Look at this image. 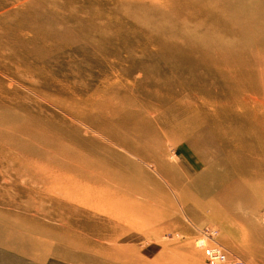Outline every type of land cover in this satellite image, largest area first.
<instances>
[{
    "label": "rangeland",
    "instance_id": "obj_1",
    "mask_svg": "<svg viewBox=\"0 0 264 264\" xmlns=\"http://www.w3.org/2000/svg\"><path fill=\"white\" fill-rule=\"evenodd\" d=\"M197 2L206 5L205 8L215 4L221 7L211 0H154L153 5L160 6L166 13L152 11L154 16L150 17L158 20L161 27L151 29L140 23L139 18L146 16L135 11L137 8L133 5L136 1L133 0H0V108L21 115H35L44 121L56 123L62 132L79 128L80 143L85 138L86 131L89 132L87 135L106 132L103 126L115 119L114 108L118 105L120 109L141 111L145 123L161 129L157 119L167 115L166 108L148 93L155 90L156 80L164 79L168 81L165 86H170L171 82L173 88H163L160 93L171 98V92L179 84L174 79L175 75L164 64L166 52L158 51V39L170 34L164 33L165 24H170L177 35L188 37L190 29L199 24L206 25L200 23L203 21L202 15L195 20L188 19L191 12L187 6H193L196 10ZM245 3L247 7L257 8V13L264 11L261 0H246ZM129 10L134 16L130 17L131 13H127ZM203 29L200 28L195 35H202ZM227 34L216 37L217 39L214 37L213 42L222 40L232 43L241 40V43L248 44L253 39L251 35H248L249 38H240ZM262 46L252 47L258 61L264 56ZM245 58L248 61L246 65L249 68L255 67L251 71H255L259 77L261 67L264 66L249 56ZM250 60L253 61L252 64L249 63ZM183 67L189 68V64ZM248 67H244L246 72H250ZM206 72L207 69L201 68L196 73V78L200 84L208 86L210 94L203 91L205 86L200 91L196 90L199 85L194 90L189 89L191 82L186 80L180 85L183 91L175 100H192L198 105L202 104V98L220 102L219 98L222 96H219L218 91L221 90L216 88L221 86L222 81L219 78L218 84L216 80L211 81ZM183 87L188 94H185ZM257 95L264 98L261 91ZM124 99L128 101L123 102ZM142 103H147L149 109L143 110ZM190 111L192 115L193 112ZM200 118L202 121L201 115ZM180 134L171 135L173 137L163 135L162 138L169 152L166 160L173 171L171 184L175 179L179 187L173 190L172 185L170 187L163 179H158L165 191L159 193V196L152 191L147 195V201H151L154 209L160 206H169L171 209L160 213L165 218L159 225H154L149 217H144L141 221L144 224L139 223L142 226L132 227L131 223L122 220L118 214L113 215L115 212L100 208L84 209L73 202H69V206L79 208L86 218L76 215L79 218L76 219V216L67 215L66 219H57L59 210L63 214L67 210L53 209L47 201L43 202L44 207L39 208L37 202L40 198L29 194L31 185L25 179L11 181L5 175H0V213L3 215V219L0 218V264H90L89 260H93L95 264H123L126 261L122 257L118 260H105L103 255H98L99 247H102L103 252L118 253L124 249L127 253L138 255L145 262L151 258L152 262L155 261L163 248L167 247L166 252L175 255L181 264H235V261L241 264H264V257L255 252L251 245L245 246L242 240L243 235L254 233L247 222L233 220L224 227L210 219L211 212L221 208L217 193L222 185H214L207 195H202L195 189H187L190 182L204 175L215 174L219 183L229 182L235 175L232 166L213 162L212 157H216L213 151L207 153L203 150L205 153H202L198 151L199 147H192L188 140L180 142ZM170 155L174 158L171 159ZM52 158L54 160L50 157L42 161L47 162V165H51L50 161L61 163L64 156L56 154ZM217 159L216 157L215 160ZM260 167L258 177L254 176V169L246 170L247 173L242 170L244 173H240L249 176L246 179L242 175L243 181L253 184V189L247 190L245 198L239 204L241 212H245L244 215L251 221L264 215V163ZM257 178L260 182H256ZM254 183L257 186L262 183V186L257 187ZM167 187L171 189L167 190ZM256 188L259 189L258 192ZM12 197L14 204L10 202ZM250 210L254 213L251 214ZM82 223L97 226L99 231L86 233ZM124 224L127 226H123ZM70 225L77 233H82L81 237L88 236L92 242L97 240L101 245L94 246V252L84 251L79 237L67 233L66 228ZM143 225L148 230L142 231ZM54 233L59 237H55ZM60 236L66 237L61 239ZM161 241H164L165 246ZM221 256H225V261L221 260ZM158 261L155 264H159Z\"/></svg>",
    "mask_w": 264,
    "mask_h": 264
},
{
    "label": "bare ground",
    "instance_id": "obj_2",
    "mask_svg": "<svg viewBox=\"0 0 264 264\" xmlns=\"http://www.w3.org/2000/svg\"><path fill=\"white\" fill-rule=\"evenodd\" d=\"M133 1H136L133 5L137 8L135 11L146 16V18H139L140 23L151 29H159L161 23L155 18H151L150 15H153L152 11L165 14V10L163 11L160 6L153 5L154 0ZM211 1L220 4L221 7L215 4L210 8H205L206 5L199 4V1L197 5L195 4L196 10L193 6H187L191 12L188 19L195 20L202 15L203 21L200 23L206 25L199 24L194 29H190V36L188 37L177 35L176 30L170 24H165L164 33L170 34L168 36L165 34L166 37L161 36L162 39L160 37L158 39V51L166 52L164 64L166 68H169L171 74L175 75L174 79L179 84V87L177 88L178 85L176 84V90L171 92L173 95L171 98L160 93L163 88L168 90L173 88L170 80L171 87L165 86L167 80H156L154 82L155 90L148 93L166 108L168 116L163 115L157 119L161 129L145 123L141 111L133 112L120 109V105H118L114 108L115 119L103 126L106 132H93L87 135L89 132L86 131L85 138L80 143L79 128L62 132L61 127L56 123L44 121L35 115H21L18 112H10L0 108V175H5L11 181L25 179L24 181L31 185L29 194L38 195L37 197L40 198V201L37 202L39 208L45 204L44 201H47L53 209H66V214H63V211H58L59 218L57 217V219H66L67 215H78V217L86 218L85 213L81 214L79 208L69 206V202H73L74 204L78 203L84 209L96 210L100 208L115 212L116 214H112H118L117 216L122 220L131 223L132 227L139 228L142 226L144 223L141 221L144 220V217H149L154 225H159L165 218L160 213L166 209H171L169 206L166 208L160 206L154 209L155 206L151 201H147V195L152 191L159 196V193L165 191L158 179H163L170 187L172 185L173 190L179 187L174 178L171 184L170 177L173 171H171V166L166 160L168 149L163 144L162 138L163 135L170 137L181 133L180 136L177 135L181 139L180 142L188 140L192 147H199L198 151L200 150L202 153H212L213 151L218 158L215 160L216 157L213 156V162L216 164L221 162L219 164L224 166L230 165L235 173L229 182L220 183L215 174L204 175L195 178L192 183L190 182L191 186L189 185L187 189H195L202 195H207L211 193L214 185H222V189L217 193L221 208L213 210L210 219L217 221L216 224H223L224 227L233 220L247 222L254 233L253 235L249 233L243 235L242 240L245 242V246L246 244L251 245L255 252L264 257V215L262 217L259 215L257 219L254 218L255 220L251 221L247 215H244L245 212H241L239 207L247 190L253 189L252 182H245L241 177L242 175L246 177V174L240 173L243 171L247 173L246 170L251 169L252 171L254 169L253 174L258 177L260 168H262L260 165L264 163V98H259L257 95L261 91L262 96H264V67H261L258 77L255 71H251V68L255 67L250 66L251 68H249L245 58V56L250 58L253 56L251 59L255 60L256 52L253 51L255 49L252 47L264 46V11L257 13V8L247 7L246 0ZM258 1L256 0V2ZM261 1L264 3V0ZM147 2L152 4L153 8ZM127 13H131V15L129 14L130 17L134 16L130 10ZM200 28H204L203 34L195 35ZM225 33L240 38L251 35L253 39L248 44L241 43V40L232 43L222 40L213 42L214 37L224 36ZM259 60L256 59V63L259 62L261 66H264V56ZM252 62L249 61L251 64ZM144 64L145 62L142 63V65ZM185 64H189V68H184ZM245 66L250 72H246ZM201 68L207 69L206 75L211 81L216 80L217 83V78L222 81L221 86L216 88L221 90L218 91L219 96H222L219 98L220 102L216 99L217 102L215 100L213 102V100L207 101L202 98V104L198 105L196 102H191L192 100H175L183 91L180 85L186 80L191 82L189 87L186 83L189 89L194 90L199 85L200 87L196 90L200 91V88L205 86L207 90L203 91L205 94H210L208 86L200 84L196 78V73ZM199 79L203 80V78ZM212 83L214 84V82ZM184 91H186L185 88ZM127 101V99L123 100V102ZM141 105L143 110L149 109L147 103ZM190 109L194 110H191L194 115L189 113ZM61 134L63 135L62 138L60 137ZM21 136L26 138L23 139ZM174 139L177 138L174 137ZM189 139L196 142L192 143ZM65 141L70 144L65 143ZM56 154L64 156L61 163L50 161L49 164L51 165H47V162L42 161L50 157L54 160L52 157L53 155L55 157ZM203 156L205 155L203 154ZM170 158H174L173 155ZM247 177L246 179H248ZM168 189L171 188L167 187ZM256 191L258 192L259 189L256 188ZM13 197L11 201L8 200V203L10 201L14 204ZM249 212L254 213L253 210ZM206 215L208 214L206 213ZM4 217L6 216L4 215ZM78 217L76 219H79ZM0 218L3 219L1 213ZM65 225L68 226L66 222ZM71 225L73 226V223ZM71 225L66 228V230L68 229L67 233L72 234L73 237H79L84 251L94 252V246L101 245L97 240L92 242L88 236L81 237L80 234L82 233H77L71 228ZM123 226L127 225L124 224ZM143 226L142 231L148 230L145 225ZM83 227H85L86 230L84 228L83 230L86 233L94 230L95 232L99 231L97 226L91 227L88 224H83ZM212 230L214 229L212 228ZM62 231L66 232L65 229ZM157 233L161 234L162 232ZM200 233L202 235L203 231ZM54 234L55 237H59L56 233ZM153 234L156 233L153 232ZM159 236L162 237V235ZM65 237L60 236L61 239ZM161 243L165 246L164 241ZM166 248H163L155 261L159 260V264H181L175 255L166 252ZM97 250L98 255H103L104 259L108 261L118 260L122 257L126 260L123 264H139L141 262L143 264H155V261H151L152 258L145 262L138 255L127 253L124 249L118 253L115 251L103 252L102 247ZM88 259L86 258V260ZM88 262L95 264L93 260Z\"/></svg>",
    "mask_w": 264,
    "mask_h": 264
},
{
    "label": "built area",
    "instance_id": "obj_3",
    "mask_svg": "<svg viewBox=\"0 0 264 264\" xmlns=\"http://www.w3.org/2000/svg\"><path fill=\"white\" fill-rule=\"evenodd\" d=\"M221 260L225 261V256H221ZM234 263H235V264H241V263L238 262V261H235Z\"/></svg>",
    "mask_w": 264,
    "mask_h": 264
}]
</instances>
